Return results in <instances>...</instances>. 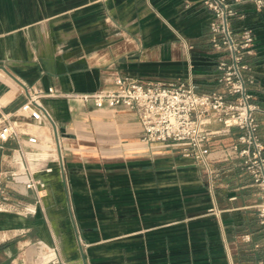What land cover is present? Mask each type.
<instances>
[{"label":"crops","instance_id":"obj_1","mask_svg":"<svg viewBox=\"0 0 264 264\" xmlns=\"http://www.w3.org/2000/svg\"><path fill=\"white\" fill-rule=\"evenodd\" d=\"M238 8L231 26L255 33L246 74L264 107V8ZM210 19L200 0H0V110L38 136L24 155L43 182L38 204L27 173L4 178L11 210L0 211V264H264L259 189L230 149L237 127L206 119L207 163L196 164L172 142L143 140L132 109L79 96L111 87L118 74L222 90ZM27 87L43 90L38 103L65 128L58 138L72 212L48 116L38 104L18 113ZM17 146L0 144V170L20 171Z\"/></svg>","mask_w":264,"mask_h":264},{"label":"built area","instance_id":"obj_2","mask_svg":"<svg viewBox=\"0 0 264 264\" xmlns=\"http://www.w3.org/2000/svg\"><path fill=\"white\" fill-rule=\"evenodd\" d=\"M211 12L208 24L209 42L218 53L215 63L217 80L222 90L200 91L193 81L166 82L162 80H141L120 74L114 77L113 85L92 93L80 94L84 101L91 100L96 107L126 106L135 111L142 126V139L147 142H172L179 148L183 157L196 164L207 163L206 147L210 131L204 127V121L211 119L223 127H237L240 132L230 147L240 157L241 165L252 177V182L259 189L260 201L256 204L257 219L263 229L264 238V143L258 133L257 113L264 116V107L253 102V94L249 89L251 78L246 74L250 68L245 56L255 51V33L252 28L242 26L237 32L231 26L234 17H242L238 6L251 2L260 10L264 8V0H200ZM28 101L18 113L27 112L26 108L33 105L45 113L37 98L43 90L33 87L26 88ZM74 96V95H71ZM37 108V107H36ZM39 118V117H38ZM25 120L14 117L0 110V144L9 138L18 143L17 150L22 158L17 159L19 172L16 170H0V211H10V196L4 178L14 179L18 174L27 173L25 187L35 192V202L40 204L43 182L36 176L39 171L30 168L25 160V150L34 147L38 136L28 133ZM65 183L66 194L70 203V189L62 159L56 160ZM51 166L44 170L50 171ZM24 214L33 210L23 205ZM72 215L76 230V240L80 245L83 239L78 230V223ZM248 240L249 235L244 234ZM55 257L56 247L52 246Z\"/></svg>","mask_w":264,"mask_h":264},{"label":"water","instance_id":"obj_3","mask_svg":"<svg viewBox=\"0 0 264 264\" xmlns=\"http://www.w3.org/2000/svg\"><path fill=\"white\" fill-rule=\"evenodd\" d=\"M40 107L45 112V114L48 116V118H49V120H50V122H51V124L53 126V131H54V135H55V138H56V146H57V149H58V156H59V159L61 160L62 156H61V150H60V144H59L58 136L65 134V128L61 127V126H57L56 123L53 121V119L49 116L47 111L44 109V107H42V106H40Z\"/></svg>","mask_w":264,"mask_h":264},{"label":"bare ground","instance_id":"obj_4","mask_svg":"<svg viewBox=\"0 0 264 264\" xmlns=\"http://www.w3.org/2000/svg\"><path fill=\"white\" fill-rule=\"evenodd\" d=\"M47 117V116H46Z\"/></svg>","mask_w":264,"mask_h":264},{"label":"rangeland","instance_id":"obj_5","mask_svg":"<svg viewBox=\"0 0 264 264\" xmlns=\"http://www.w3.org/2000/svg\"><path fill=\"white\" fill-rule=\"evenodd\" d=\"M53 145V144H52Z\"/></svg>","mask_w":264,"mask_h":264}]
</instances>
